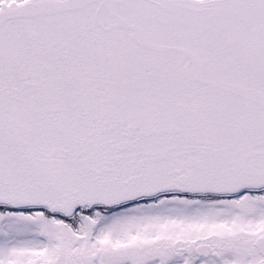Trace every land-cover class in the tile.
I'll return each mask as SVG.
<instances>
[{"label":"snow or ice","instance_id":"6c2138e0","mask_svg":"<svg viewBox=\"0 0 264 264\" xmlns=\"http://www.w3.org/2000/svg\"><path fill=\"white\" fill-rule=\"evenodd\" d=\"M0 264H264V0H0Z\"/></svg>","mask_w":264,"mask_h":264}]
</instances>
